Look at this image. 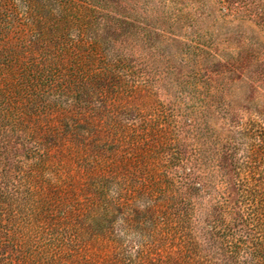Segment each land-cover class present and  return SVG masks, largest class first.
Wrapping results in <instances>:
<instances>
[{
  "label": "rangeland",
  "instance_id": "rangeland-1",
  "mask_svg": "<svg viewBox=\"0 0 264 264\" xmlns=\"http://www.w3.org/2000/svg\"><path fill=\"white\" fill-rule=\"evenodd\" d=\"M118 1L128 40L113 54L132 92L113 114L139 135L141 222L116 216L114 243L92 236L84 211L65 222L62 207L52 224L14 201L9 213L32 248L63 243L79 258L130 263L151 244L170 263L264 264V0ZM191 172L201 187L189 195ZM149 202L159 218L145 216Z\"/></svg>",
  "mask_w": 264,
  "mask_h": 264
},
{
  "label": "trees",
  "instance_id": "trees-1",
  "mask_svg": "<svg viewBox=\"0 0 264 264\" xmlns=\"http://www.w3.org/2000/svg\"><path fill=\"white\" fill-rule=\"evenodd\" d=\"M122 6L118 0H0V264H176L151 244L139 245L130 263L79 258L63 252V243L32 248L9 213L14 201L52 224L62 207L65 222L84 211L92 236L114 243L109 228L116 216L125 229L141 222L139 135L127 138L113 114L132 92L120 80L123 59L113 54L128 40ZM183 179L186 194L200 190L195 172ZM144 214L160 217L152 202ZM106 216L108 226L93 227Z\"/></svg>",
  "mask_w": 264,
  "mask_h": 264
}]
</instances>
